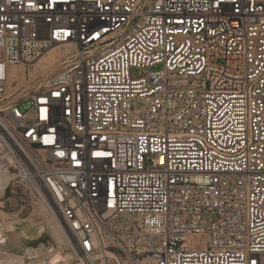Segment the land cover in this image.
I'll return each instance as SVG.
<instances>
[{
  "label": "built area",
  "instance_id": "obj_1",
  "mask_svg": "<svg viewBox=\"0 0 264 264\" xmlns=\"http://www.w3.org/2000/svg\"><path fill=\"white\" fill-rule=\"evenodd\" d=\"M19 190L78 264H264V0H0V258Z\"/></svg>",
  "mask_w": 264,
  "mask_h": 264
},
{
  "label": "rangeland",
  "instance_id": "obj_2",
  "mask_svg": "<svg viewBox=\"0 0 264 264\" xmlns=\"http://www.w3.org/2000/svg\"><path fill=\"white\" fill-rule=\"evenodd\" d=\"M50 65H53V63L47 65L41 61L37 68L45 70L51 67ZM18 192V202L26 209L23 213H17L15 219L16 221L25 220V222L8 228L6 234V251L8 255L2 256L3 258L0 259L4 261H19L25 264L44 261L49 263L54 256L61 254L67 259L61 264H78L77 257L71 250L70 242L63 236V234L67 233L64 232L61 221L63 231L57 230L56 223L50 216V212L43 205L37 204L29 198L25 191L19 190ZM52 210L54 211L53 208ZM29 248L43 249V257L25 260V251Z\"/></svg>",
  "mask_w": 264,
  "mask_h": 264
},
{
  "label": "bare ground",
  "instance_id": "obj_3",
  "mask_svg": "<svg viewBox=\"0 0 264 264\" xmlns=\"http://www.w3.org/2000/svg\"><path fill=\"white\" fill-rule=\"evenodd\" d=\"M59 54L60 53H58V52H52L48 57L46 56V57H44L43 59H41V61H43V63L44 64H52L53 63V65H50L51 67H49V68H53L57 63H58V61H57V57H59ZM19 72V74H18V78H17V80L14 82V83H16L17 84V86H25L27 83H28V81L30 80L29 79V77L28 76H25V74H24V72L23 71H21V70H18ZM42 207V206H41ZM49 212H50V216L52 217V219L55 221V223H56V227H57V230H62L63 231V229H62V226H61V223H60V220H59V218H58V216H57V214H56V212L55 211H53L52 209H47ZM53 221V222H54ZM35 225V224H34ZM11 228V227H10ZM11 232V231H10ZM65 232V231H64ZM63 232V233H64ZM8 236V235H7ZM63 236H65V238H67V240H68V242H70L71 243V240H70V238L67 236V234H63ZM64 238V239H65ZM65 241V240H64ZM67 259H65L61 254H57L56 256H54L52 259H51V261L49 262V263H47L46 261H44V262H34V263H30V264H61L62 262H64V261H66ZM2 264H25V263H22V262H19V261H4V262H2Z\"/></svg>",
  "mask_w": 264,
  "mask_h": 264
}]
</instances>
